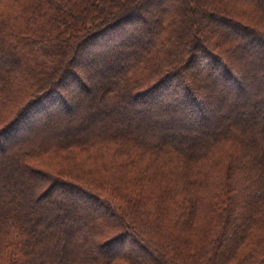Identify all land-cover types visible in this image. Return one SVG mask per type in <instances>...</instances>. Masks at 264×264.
I'll use <instances>...</instances> for the list:
<instances>
[{"label": "trees", "instance_id": "1", "mask_svg": "<svg viewBox=\"0 0 264 264\" xmlns=\"http://www.w3.org/2000/svg\"><path fill=\"white\" fill-rule=\"evenodd\" d=\"M0 264H264V0H0Z\"/></svg>", "mask_w": 264, "mask_h": 264}, {"label": "rangeland", "instance_id": "2", "mask_svg": "<svg viewBox=\"0 0 264 264\" xmlns=\"http://www.w3.org/2000/svg\"><path fill=\"white\" fill-rule=\"evenodd\" d=\"M232 1H234V0H232ZM231 5H233V7L235 8L236 11H240L241 13H244V15H246V17L243 19V21L244 20L251 21L250 20L251 18L249 16L252 15L251 11H254V8L250 4L244 3V4H241L242 5L241 6V5H236V4H234V2H232ZM155 13H156L155 6H151L149 9V14L153 15ZM88 71H90L92 73L93 70H88ZM39 162H42L44 166L50 167L51 169H55L60 165L58 160H53L50 158H46V159L42 158Z\"/></svg>", "mask_w": 264, "mask_h": 264}]
</instances>
